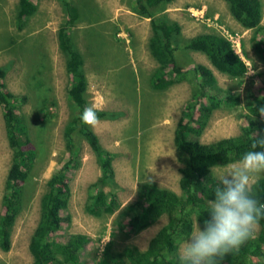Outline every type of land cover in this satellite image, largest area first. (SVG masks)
Listing matches in <instances>:
<instances>
[{"label": "rangeland", "instance_id": "rangeland-1", "mask_svg": "<svg viewBox=\"0 0 264 264\" xmlns=\"http://www.w3.org/2000/svg\"><path fill=\"white\" fill-rule=\"evenodd\" d=\"M19 1L0 0V66L7 71L6 90L27 98L17 111L25 117L30 144L37 157L24 186V207L11 232L10 250L0 249L1 264H32L28 248L40 217V200L47 191L48 179L69 159L64 130L79 114L68 97L71 76L66 71V56L58 46V29L67 20L63 3L32 0L36 10L20 25L16 24ZM67 1L74 3L82 17L72 29L71 40L83 59L86 101L88 106L108 115L96 126H89L102 148L113 154V183L103 189L116 194L118 210L102 217L85 211L89 193L96 192L94 184L100 172L95 154L75 134L76 156L65 178L70 196L63 214L70 220L59 234L88 237L90 240L79 251V257L84 264H97L109 244L113 252L128 245L144 251L150 239L166 224L167 217L163 215L143 231L132 234L120 228L119 214L136 200L138 187L144 182L181 194V164L173 138L197 81L187 74L182 82L165 89L157 90L149 85L150 75L158 67L149 47L151 19L134 12V0ZM260 2L264 26V0ZM154 18L180 25V33L173 40L178 46L175 54L178 65L186 69L199 64L207 66L221 89L240 97L237 107L214 111L197 139L207 144L240 135L247 112L246 94L248 91L260 94L264 85V59L253 47V30L243 28L232 17L224 0H175L157 9ZM205 32L231 41V47L247 66L242 79L220 73L203 53L186 49L188 40ZM11 161L12 151L0 105V212ZM239 166L231 163L213 167L209 178L218 179ZM259 178H264V173ZM196 228L197 221L193 231Z\"/></svg>", "mask_w": 264, "mask_h": 264}, {"label": "trees", "instance_id": "trees-1", "mask_svg": "<svg viewBox=\"0 0 264 264\" xmlns=\"http://www.w3.org/2000/svg\"><path fill=\"white\" fill-rule=\"evenodd\" d=\"M134 12L151 19L152 37L150 50L158 67L150 75L149 85L153 89H165L182 82L187 74L196 79V90L182 112L174 132V147L178 162L181 164L179 188L181 194L159 187L153 182L141 183L136 200L126 205L119 214L120 228L137 234L161 216L167 217L166 224L150 239L147 248L141 251L134 245L125 246L113 252L111 244L103 251L97 264H181L178 259L180 244L194 230L197 221L202 228L209 217V202L214 197L219 179L209 178L213 167H222L238 161L251 149L253 139L264 137V116L258 109L264 106V85L260 94L248 91L245 99L246 116L241 134L211 143H202L199 137L214 111L220 108H235L240 97L217 85V80L207 66L196 65L186 69L178 65L176 46L173 42L180 33V25L169 20H156L154 13L175 0H134ZM229 6L232 17L245 29L253 30V47L264 59V26L261 25L260 0H224ZM65 7L67 20L58 29V46L66 56V71L71 76L68 97L78 115L72 118L65 130L66 149L69 154L67 163L59 168L47 181V191L40 200V217L31 236L29 252L32 264H84L79 251L89 242L80 234L60 235L59 232L70 218L64 215L69 200V188L65 181L66 173L76 156L75 134L82 137L96 156L99 179L94 184L96 192H91L85 203V211L95 217H102L118 210V200L114 192H105L104 187L113 183V154L104 150L99 139L89 125L81 120V113L88 106L86 101L87 81L82 69L83 59L72 44L71 32L82 18L74 3L61 0ZM36 10L32 0H20L16 8V24L21 25ZM186 49L203 53L211 66L233 79H242L247 71L245 62L233 51L229 40L213 32L199 34L187 41ZM7 71L0 66V105L6 138L12 151V161L6 180L5 192L0 212V249L9 251L11 232L16 218L24 207V186L34 162L36 152L25 122L19 114L20 106L26 96H17L6 90L4 80ZM99 119L107 117L105 112L96 110ZM93 188V187H92ZM253 195L264 201V178L252 183ZM1 264V262H0ZM220 264H264V219L258 225L253 238L247 240L238 251L225 255Z\"/></svg>", "mask_w": 264, "mask_h": 264}, {"label": "clouds", "instance_id": "clouds-1", "mask_svg": "<svg viewBox=\"0 0 264 264\" xmlns=\"http://www.w3.org/2000/svg\"><path fill=\"white\" fill-rule=\"evenodd\" d=\"M238 55V54H237ZM264 116V106L258 109ZM83 123L96 126L100 119L92 106L81 113ZM264 149V137L255 138L251 149ZM234 167L219 176L220 187L209 202V217L183 242L178 252L181 264H220L225 255L238 251L254 237L264 219V201L252 193V183L264 173V150H248Z\"/></svg>", "mask_w": 264, "mask_h": 264}, {"label": "built area", "instance_id": "built-area-1", "mask_svg": "<svg viewBox=\"0 0 264 264\" xmlns=\"http://www.w3.org/2000/svg\"><path fill=\"white\" fill-rule=\"evenodd\" d=\"M230 41V40H229ZM231 42V41H230ZM232 49H233V46H232ZM233 51L235 52V50L233 49ZM236 53V52H235ZM237 54V53H236Z\"/></svg>", "mask_w": 264, "mask_h": 264}]
</instances>
